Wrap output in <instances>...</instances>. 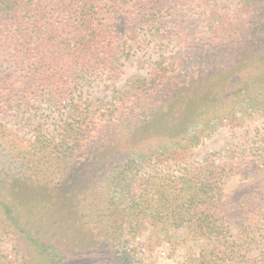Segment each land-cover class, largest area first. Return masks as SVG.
Listing matches in <instances>:
<instances>
[{
  "label": "trees",
  "instance_id": "16d2710c",
  "mask_svg": "<svg viewBox=\"0 0 264 264\" xmlns=\"http://www.w3.org/2000/svg\"><path fill=\"white\" fill-rule=\"evenodd\" d=\"M197 1L205 7L201 37L180 56L156 60L147 76L127 79L99 106L72 97L89 72L111 70L126 49L115 15L166 0H0V113L31 114L39 97L66 108L53 132L37 126L16 141L0 129V148L23 169L0 165V264H35L32 244L49 254L41 241L60 213L93 224V239L84 241H103L97 248L107 264H133L119 247L126 228L134 233L143 222L209 241L199 264L246 262L248 253L227 241L234 200L225 186L247 176L211 155L174 170L146 168L197 146L213 122L235 118L237 106L264 109V0H237L259 14L241 27L218 0ZM239 200L264 218V187L242 191ZM51 260L60 264L56 255Z\"/></svg>",
  "mask_w": 264,
  "mask_h": 264
},
{
  "label": "rangeland",
  "instance_id": "374dc122",
  "mask_svg": "<svg viewBox=\"0 0 264 264\" xmlns=\"http://www.w3.org/2000/svg\"><path fill=\"white\" fill-rule=\"evenodd\" d=\"M197 2L166 0L163 7L154 10H132L130 14L115 15L113 22L120 37H123L126 49L113 56L111 70L99 68L89 72L73 95V101L90 100L95 105H104L127 79L136 75L147 76L156 60L183 54L186 43L197 41L204 30L205 7L199 6ZM217 7L229 22L231 19L235 20L231 23L235 27L246 25V18L259 15L255 11L251 15L250 9L238 6L237 0H218ZM236 9L240 11L239 14ZM251 9L257 10L256 7ZM246 12L249 14L246 15ZM262 25L264 27V20ZM36 103L38 107L31 114L26 113L24 108L14 114L0 113V129H7L16 141L27 138L37 126L50 132L58 129L66 115V108L52 106L46 97H39ZM234 111L235 118L213 122V126L208 128V134L197 146L180 151L173 159L151 163L146 168L157 171L174 170L183 162H198L205 155H211L216 163L235 165L247 177L240 179L239 174L232 176L225 186L226 192L234 200V210L229 216L232 237L227 238V241L234 238L236 244L241 246V251L248 253L246 262L241 264H264V218L239 206L242 191L264 187V109L252 112L243 106H237ZM1 148L0 165L12 169L15 174L22 173L23 169L11 164L7 152ZM53 220L45 228L47 238L44 237L41 241L49 254L37 251L32 244L33 263L53 264L51 259L54 255L58 257L60 264L61 260L70 264H98L108 261L106 255L97 248V245L102 247L103 241H84L88 237L93 239L90 234L93 231L92 223L81 226L78 222L61 218V213L57 224ZM132 230L126 228L122 237L124 241H121L123 246L119 249L129 254L133 264H199L200 249L212 245L205 240H184L185 230L165 233L150 222L137 226L136 232L133 231L135 234Z\"/></svg>",
  "mask_w": 264,
  "mask_h": 264
}]
</instances>
